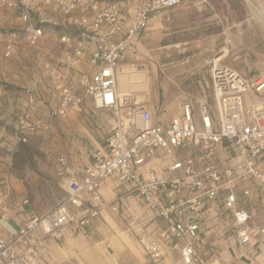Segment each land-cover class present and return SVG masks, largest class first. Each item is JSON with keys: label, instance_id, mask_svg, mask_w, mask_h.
Instances as JSON below:
<instances>
[{"label": "built area", "instance_id": "built-area-1", "mask_svg": "<svg viewBox=\"0 0 264 264\" xmlns=\"http://www.w3.org/2000/svg\"><path fill=\"white\" fill-rule=\"evenodd\" d=\"M189 1L136 0L133 19L123 26L115 2L0 0V9L17 14L23 24L19 30H0L4 57H9L19 43L29 47L39 44L44 35V24L38 17L41 9L54 8L70 19L73 30L92 45L90 63L97 71L91 76H71L83 51L71 46L69 35L59 39L71 46L68 73L60 71L59 63L42 65L40 76L50 79L58 93L50 116L64 118L90 98L95 108L111 112L114 119L104 147L89 151L90 164L86 168L77 170L67 156L59 157L64 177L63 201L44 215L31 216L11 237L0 236V264H36L49 242L83 233L106 205L100 194L103 180L131 183L133 197L147 204L165 222L156 237L146 234L138 224L130 225L151 262L176 251L185 264H206L204 246L199 245V252L196 245L200 217L210 202H217L231 213L238 245L264 238V225H250L252 216L237 206L235 193L236 185L249 178L264 197V72L247 78L229 67L214 64L210 70L212 102L200 100L196 112L186 102L181 113L165 125L152 123L151 113L143 108L145 97L138 99L134 92L122 93L118 89L120 75L126 69L137 70L134 64L121 65L132 41L151 19ZM47 127V123L32 120L25 111L17 120V139L24 143L26 134ZM186 147L194 148L196 155L173 159L159 174L150 171L147 180L140 178L136 167L156 159L158 153L174 158L177 150ZM226 148L234 151L236 161L216 167L215 161ZM185 192L191 196L185 197ZM247 195L244 191L243 196ZM111 209L116 211L113 206ZM37 229L42 233L40 239L34 238Z\"/></svg>", "mask_w": 264, "mask_h": 264}, {"label": "crops", "instance_id": "crops-1", "mask_svg": "<svg viewBox=\"0 0 264 264\" xmlns=\"http://www.w3.org/2000/svg\"><path fill=\"white\" fill-rule=\"evenodd\" d=\"M201 1L193 0L191 6L180 7L178 11L185 21L176 31L162 18L151 19L132 41L121 64L124 67L130 66L136 63V59L142 64L149 85V99L143 108L151 113L154 125L167 124L172 117L181 113L186 102L191 103L194 112L200 100L212 102L211 83L202 73V66L207 60L217 58L216 47L223 39L224 30L213 31L209 25L202 24L201 18L209 11L202 10ZM136 4V0H132V7L129 5L127 9L124 1L117 3L123 26H127L133 19ZM190 16L193 19L192 25L186 23ZM38 17L44 24V35L32 54L35 60H7L5 82L18 91L3 89L0 105L4 104L5 115L12 113L13 108L18 118L28 111L32 120L50 123L52 127L54 120L50 113L56 106L58 93L50 79L40 76L42 65L59 63L60 71L67 74V57L71 53V46H77L83 54L71 76H91L97 67L90 63L92 45L73 30L70 19L62 17L54 8L41 9ZM22 27L17 14L6 8L0 9L1 31L19 30ZM174 34L176 41L172 39ZM63 35L72 38L71 46L60 42ZM176 45L182 47L175 49ZM224 55L220 53L218 59ZM190 62H193V68L189 67ZM29 97H32V102ZM14 101L16 106H12ZM62 119L65 127V156L73 168L83 170L90 164L89 151L102 149L111 135L113 116L107 110L95 108L91 99L87 98L85 105L70 111ZM191 155H196L192 147L177 150L174 158L158 153L156 159L136 167V171L141 179L147 180L150 171L159 174L173 159H184ZM234 161V151L226 148L215 165L229 166ZM58 175L59 185L64 191V177L60 167ZM132 188L131 183L103 180L100 183V194L106 205L99 216L83 233L72 237L64 235L60 241L49 242L39 254L36 264H185L176 251L167 252L155 263L144 254L130 225L138 224L146 234L156 237L165 222L156 217L154 210L147 204L133 197ZM244 191L248 192L247 196H243ZM235 193L237 206L252 216L250 225L263 226L264 197L255 182L244 178L236 185ZM184 196L191 195L185 192ZM112 206L116 211H112ZM206 208L207 212L200 217L196 245V249L199 245L204 246L206 264H264V238H256L244 246L238 245L231 225V213L217 202L206 204ZM33 215L24 183L7 173H0V236L11 237ZM41 237V231L35 230L34 238ZM198 251L201 252L200 249Z\"/></svg>", "mask_w": 264, "mask_h": 264}, {"label": "rangeland", "instance_id": "rangeland-1", "mask_svg": "<svg viewBox=\"0 0 264 264\" xmlns=\"http://www.w3.org/2000/svg\"><path fill=\"white\" fill-rule=\"evenodd\" d=\"M121 1L125 2L127 9L129 5L132 7V0H112L111 2ZM201 2L202 10L209 11L201 18L202 24L209 25L213 31L224 30L223 39L216 47L217 58L220 53L226 54L222 59H218L221 60L219 62H215L217 58L207 60L202 66V73L206 78L210 80V70L214 64L229 67L247 78L264 72V0H202ZM192 4L193 0L183 5L191 6ZM183 5L165 10L157 18L164 19L165 23L176 31L177 27L185 21L182 13L178 11ZM192 21L190 16L186 23L192 25ZM172 39L176 41V34ZM179 47L182 45L174 46L175 49ZM34 49L35 47L19 43L14 46L9 57H4L3 46L0 43V103L3 89L18 91L16 87L5 82L7 60H35L32 55L35 52ZM26 54L29 55L26 56ZM136 60L134 65L137 70L133 72H143L142 64L138 59ZM193 62H190L189 67L193 68ZM141 84L144 88L129 89L126 92H134L138 99L145 97L148 100L149 85L145 77L143 82L139 83ZM86 100L87 98L81 107L85 105ZM12 106H16V101ZM5 110L4 104L0 105V173H7L10 177L22 181L33 213L38 216L44 215L53 210L65 197V192L59 185L60 176L58 175L60 167L58 159L61 155H67L64 148V121L61 117H53L52 127L49 126L50 123H47L49 127L46 129L26 134V142L22 143L16 136L18 120V115H15L16 109L13 108L12 113L7 115Z\"/></svg>", "mask_w": 264, "mask_h": 264}, {"label": "bare ground", "instance_id": "bare-ground-1", "mask_svg": "<svg viewBox=\"0 0 264 264\" xmlns=\"http://www.w3.org/2000/svg\"><path fill=\"white\" fill-rule=\"evenodd\" d=\"M219 61L221 60H218V58L215 60V62ZM123 73L125 74H121L118 80V85L122 93L129 89L134 90L138 88H144V85H139V83L143 82V78L145 77V74L142 71L134 73L133 70L126 69Z\"/></svg>", "mask_w": 264, "mask_h": 264}]
</instances>
